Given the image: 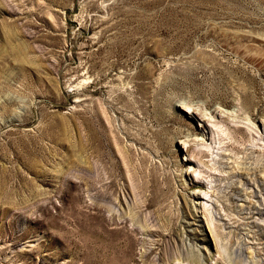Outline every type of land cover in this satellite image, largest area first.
I'll return each mask as SVG.
<instances>
[{
    "label": "rangeland",
    "instance_id": "1",
    "mask_svg": "<svg viewBox=\"0 0 264 264\" xmlns=\"http://www.w3.org/2000/svg\"><path fill=\"white\" fill-rule=\"evenodd\" d=\"M0 264H264V0H0Z\"/></svg>",
    "mask_w": 264,
    "mask_h": 264
},
{
    "label": "bare ground",
    "instance_id": "2",
    "mask_svg": "<svg viewBox=\"0 0 264 264\" xmlns=\"http://www.w3.org/2000/svg\"><path fill=\"white\" fill-rule=\"evenodd\" d=\"M246 102L247 101H245L244 102V107H245V105H246ZM187 113H196V114H198L199 115V113H198V111H197V109L196 108H192V111H189L190 110V108H188V109H186V108H183ZM222 141V140H221ZM250 147V146H249ZM188 263H189V261H188Z\"/></svg>",
    "mask_w": 264,
    "mask_h": 264
}]
</instances>
